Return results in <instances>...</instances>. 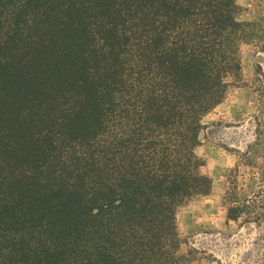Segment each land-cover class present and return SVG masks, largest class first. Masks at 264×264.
<instances>
[{"label":"trees","instance_id":"obj_1","mask_svg":"<svg viewBox=\"0 0 264 264\" xmlns=\"http://www.w3.org/2000/svg\"><path fill=\"white\" fill-rule=\"evenodd\" d=\"M264 3V0H259ZM264 8V6H263ZM234 0H0V264H182L202 119L264 29ZM237 156L264 171V119ZM260 163H257V160ZM226 217L262 229L264 189Z\"/></svg>","mask_w":264,"mask_h":264},{"label":"rangeland","instance_id":"obj_2","mask_svg":"<svg viewBox=\"0 0 264 264\" xmlns=\"http://www.w3.org/2000/svg\"><path fill=\"white\" fill-rule=\"evenodd\" d=\"M234 1L241 9L239 21L262 17L259 0ZM239 59L240 80L229 81L224 100L201 121L195 153L203 161L200 172L212 182L210 193L192 198L175 213L182 264H256L255 242L262 229L244 219H227L223 197L235 166L231 176L239 193L264 189V171L237 157L253 140L256 118L264 119V29L240 42Z\"/></svg>","mask_w":264,"mask_h":264}]
</instances>
